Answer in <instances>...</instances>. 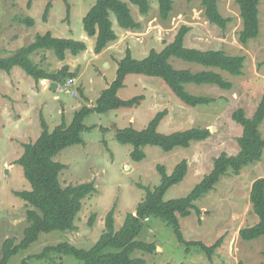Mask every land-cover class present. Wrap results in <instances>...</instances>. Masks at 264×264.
I'll use <instances>...</instances> for the list:
<instances>
[{
	"label": "rangeland",
	"instance_id": "374dc122",
	"mask_svg": "<svg viewBox=\"0 0 264 264\" xmlns=\"http://www.w3.org/2000/svg\"><path fill=\"white\" fill-rule=\"evenodd\" d=\"M96 0H55L48 22L43 16L48 0H5L0 3V56L9 57L22 47L35 41L38 34L51 32L57 38L73 39L86 43L87 50L77 56L67 53L64 61L52 51H40L31 59L48 72H57L68 66L69 73L77 76L72 94H66V85L52 90L51 81L37 83L21 68L11 73L0 71V261L8 239L19 244L29 227L28 210L33 209L15 192L30 190L23 168L17 161L24 153V144L35 142L42 132V118L49 129L62 124L70 125L75 113L84 106L93 107L116 78L118 61L130 50L135 59L147 57L152 50L161 52L172 43L183 26L190 27L185 46L199 50H221L230 56H244L241 76L220 72L232 83L230 90L212 85H187L194 95L215 99L210 105L196 108L184 105L158 78L129 75L125 87L119 91L123 100L145 96L140 106L120 109L107 114H92L84 120V145H75L62 151L55 161L66 165L60 175L63 187L94 182L96 192L83 200L74 231L42 233L28 249L20 250L8 264H22L25 259L41 254L48 246L69 243L78 249L90 250L100 239L107 214L114 209L115 227L119 230L127 214L133 213L145 198L144 188L154 189L160 184L158 166H165L171 174L182 160L188 161V173L178 185L170 188L165 201L186 197L205 175L213 169L214 159L222 153L237 155L238 138L243 129L233 119L238 109L248 117L256 112L264 96V0L259 6L260 34L247 45L239 41L242 19L236 0H218L219 9L231 18L226 30L212 25L201 0H174V10L167 20L161 18L158 3L151 0L149 15L143 16L138 8L129 4L132 15L141 28L136 31L121 29L114 16L112 21L119 39L101 53L94 52L95 39L89 38L83 18ZM32 18L30 27L22 20ZM178 70L198 72L203 66L171 58ZM69 80V79H68ZM168 111L159 131L170 134L191 128L209 129L210 138L193 142L189 148H177L170 153L157 147L144 149L146 158L135 162L131 158L133 147L120 144L116 139L119 129L133 127L142 130L155 115ZM93 127V128H92ZM264 138V122L260 126ZM107 143V146L105 144ZM264 177V154L258 163L245 167L238 176L227 175L215 189L201 197L196 205L201 216L181 219V231L187 241H201L207 245L223 239L222 245L210 258L198 247L182 245L173 228L158 218L144 221L138 241L155 243L154 253L136 250L132 258L143 259L146 264H264V236L249 243L242 241L240 231L253 227L259 218L253 212L251 192L253 183ZM91 222L93 223L91 225ZM107 251H115L108 249ZM27 264H83L71 255L50 253L48 259H29Z\"/></svg>",
	"mask_w": 264,
	"mask_h": 264
},
{
	"label": "trees",
	"instance_id": "16d2710c",
	"mask_svg": "<svg viewBox=\"0 0 264 264\" xmlns=\"http://www.w3.org/2000/svg\"><path fill=\"white\" fill-rule=\"evenodd\" d=\"M2 1L5 0H0V3ZM48 1L43 16L44 22H48L55 0ZM64 1L68 5L67 18H69L71 5L68 0ZM156 1L161 18L167 20L174 10V0ZM261 2L262 0H236L242 19L239 41L243 45L259 37ZM32 3L33 0H29V7ZM129 4L136 6L143 16L149 15L151 11V0H96L83 18L86 35L95 39L94 52L96 54H101L109 44L119 39L114 29L112 16L123 30L136 31L141 28L140 23L132 15ZM201 4L208 21L226 30L231 18L222 15L218 0H201ZM22 22L30 27L35 25V21L30 17ZM189 32L190 27L183 26L175 40L164 50L161 52L152 50L147 57L141 60L135 59L132 52L128 50L126 56L117 62V75L110 87L103 91L95 106H84L78 110L70 125L63 121L51 131L45 118H42L41 135L35 142L24 144V153L17 161V164L23 168L24 177L31 186L30 190L15 192L17 197L33 208L27 212L30 225L25 229L24 237L19 244L14 245L11 239L5 242L0 264H8L20 250H26L37 242L42 233L77 229L75 221L82 211L83 200L95 193L96 187L94 182L63 187L60 183V175L66 169V165L55 161V158L69 147L84 145L82 133L90 129L84 125V120L88 116L95 113L103 115L124 108L133 109L141 105L145 100L143 95L128 100L119 97V91L125 87V80L129 75L161 79L184 105L193 108L210 105L215 102V99L194 95L187 90V85H215L225 90L232 89V83L225 80L223 75L216 70L227 72L232 76H241L245 57L230 56L221 50L204 51L188 48L185 46V38ZM86 50L87 45L84 42L57 38L51 32L38 34L33 43L20 48L13 55L0 56V71L9 74L14 68L19 67L37 83L49 80L63 86L67 84L68 79L75 78L77 74H70L68 66H64L57 72H48L33 62L31 57L40 51H52L59 60L64 61L68 52L77 56ZM173 57L203 66L204 70L193 72L189 69H175L170 63ZM167 115V110L157 113L142 130H136L130 126L117 131V141L133 147L132 160L135 162L145 160L147 156L144 149L148 146L170 153L177 148H189L193 142H203L212 135L209 129L201 128H191L170 134L161 133L159 126ZM233 119L243 129L242 135L237 139L240 148L238 154L222 153L216 157L211 172L205 175L186 197L164 200L167 191L185 179L189 168L188 161L182 160L171 174L167 173L165 166L160 165L158 166L160 184L153 190L148 187L144 188L145 198L137 205L135 212L127 214L119 230L115 227L113 209L107 214L104 231L92 249H78L69 243H62L46 247L41 254L25 259L22 264H27L29 259L46 260L50 253L71 255L83 264H146L143 259L132 258V254L136 250L147 253L156 251L155 243L149 244L137 240L144 228V221L149 218H158L170 225L178 241L187 247V251L191 247H198L212 258L215 251L222 245L223 239H219L211 246L201 241H187L181 231V219L191 215L201 216L202 211L196 202L214 190L222 177L229 174L238 176L245 167L262 160L264 138L260 126L264 122V96L252 117H248L243 109H238L234 112ZM105 144L107 146L106 142ZM251 202L253 212L259 218V222L253 227H246L240 231L241 239L245 243L264 236V177L253 183ZM110 248L115 251H107ZM238 264H245V262L240 261Z\"/></svg>",
	"mask_w": 264,
	"mask_h": 264
},
{
	"label": "built area",
	"instance_id": "2783aa9c",
	"mask_svg": "<svg viewBox=\"0 0 264 264\" xmlns=\"http://www.w3.org/2000/svg\"><path fill=\"white\" fill-rule=\"evenodd\" d=\"M74 82H75V79L73 78L69 79V81L66 84V89L64 90L66 94H72L71 87L73 86Z\"/></svg>",
	"mask_w": 264,
	"mask_h": 264
},
{
	"label": "water",
	"instance_id": "95a60500",
	"mask_svg": "<svg viewBox=\"0 0 264 264\" xmlns=\"http://www.w3.org/2000/svg\"><path fill=\"white\" fill-rule=\"evenodd\" d=\"M57 87H58V84L56 82L51 83L52 90H54V91L57 90Z\"/></svg>",
	"mask_w": 264,
	"mask_h": 264
},
{
	"label": "crops",
	"instance_id": "0c3cea01",
	"mask_svg": "<svg viewBox=\"0 0 264 264\" xmlns=\"http://www.w3.org/2000/svg\"><path fill=\"white\" fill-rule=\"evenodd\" d=\"M89 106V105H88Z\"/></svg>",
	"mask_w": 264,
	"mask_h": 264
}]
</instances>
